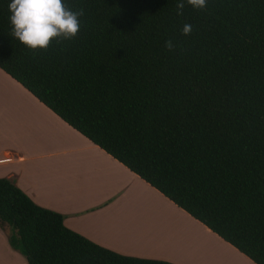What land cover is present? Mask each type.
<instances>
[{"label": "trees", "instance_id": "16d2710c", "mask_svg": "<svg viewBox=\"0 0 264 264\" xmlns=\"http://www.w3.org/2000/svg\"><path fill=\"white\" fill-rule=\"evenodd\" d=\"M0 0V70L253 264H264V0H64L80 31L30 50ZM184 24L192 25L182 35ZM172 40L169 50L165 42ZM0 179L26 264H171L113 253Z\"/></svg>", "mask_w": 264, "mask_h": 264}, {"label": "crops", "instance_id": "0c3cea01", "mask_svg": "<svg viewBox=\"0 0 264 264\" xmlns=\"http://www.w3.org/2000/svg\"><path fill=\"white\" fill-rule=\"evenodd\" d=\"M0 179L10 180L35 205L60 214L65 228L118 255L171 264H203V258L218 253L241 257L1 70ZM156 222L165 246L141 249L129 242L150 238ZM0 264H25L9 247L3 228Z\"/></svg>", "mask_w": 264, "mask_h": 264}, {"label": "clouds", "instance_id": "9594fccd", "mask_svg": "<svg viewBox=\"0 0 264 264\" xmlns=\"http://www.w3.org/2000/svg\"><path fill=\"white\" fill-rule=\"evenodd\" d=\"M194 9H204L207 0H186ZM9 22L12 36L30 50H47L53 40L58 43L74 38L80 31V17L83 9L72 10L64 0H11L9 4ZM177 15H183L185 0H178ZM192 25L184 24L182 35H190ZM165 47L173 50L172 40Z\"/></svg>", "mask_w": 264, "mask_h": 264}, {"label": "rangeland", "instance_id": "374dc122", "mask_svg": "<svg viewBox=\"0 0 264 264\" xmlns=\"http://www.w3.org/2000/svg\"><path fill=\"white\" fill-rule=\"evenodd\" d=\"M150 227L152 229V232H151L152 234H150L151 236L147 235L150 238L145 240L141 238V236H137L135 239H130L129 242H133L134 244L133 246H140L141 249L151 248L153 246H159L160 248H162V246H165V244L163 243V239H161L162 236H161V231H160L161 230L160 223L156 222V224H151ZM3 229H5L7 233L9 232V229L7 227H4ZM132 247L130 249L140 250L139 248H132ZM147 250H141V251L148 252ZM149 251L151 252L153 250H149ZM218 254H215V255L210 254L207 257L203 258V264H253L252 262H250L247 258H245L242 255H240L241 257L238 258L231 254L230 255L223 254V253H218Z\"/></svg>", "mask_w": 264, "mask_h": 264}]
</instances>
